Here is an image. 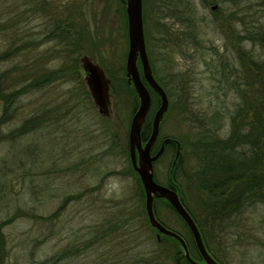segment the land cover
<instances>
[{"label":"rangeland","instance_id":"obj_1","mask_svg":"<svg viewBox=\"0 0 264 264\" xmlns=\"http://www.w3.org/2000/svg\"><path fill=\"white\" fill-rule=\"evenodd\" d=\"M255 1L236 7L221 1L142 0L152 72L171 102L159 138L183 143L176 175L181 196L222 264H264V202L212 221L210 198L207 206L201 203L204 196L193 176L202 178L205 168L196 147L201 136L216 131L224 137L231 130L239 99L229 87L236 73L243 75L244 53L264 57L258 38L253 39L264 30V10ZM57 26L79 46L49 38ZM14 49L0 61L3 94L24 88L0 123L5 264H187L183 249L158 236L141 211L144 197L130 171L128 144L134 99L111 94L110 114L102 116L79 73V60L87 56L107 77L126 78L129 40L122 1L0 0V56ZM152 98L151 116L158 107ZM5 107L0 99V118ZM31 118L41 125L11 137ZM171 163L168 151L156 164L160 183L171 176ZM157 206L162 223L189 238L181 218L166 204ZM125 214L131 233L118 228ZM72 243L75 248L66 252Z\"/></svg>","mask_w":264,"mask_h":264},{"label":"trees","instance_id":"obj_2","mask_svg":"<svg viewBox=\"0 0 264 264\" xmlns=\"http://www.w3.org/2000/svg\"><path fill=\"white\" fill-rule=\"evenodd\" d=\"M204 1L207 4L218 3L221 1L222 5H228L230 3L232 6L240 7L243 4L242 2L247 0ZM253 4H256L259 10H264V0H256ZM250 5H252V2ZM64 32V27L57 26L48 37L52 39L59 38L60 40L62 37L69 41L67 44L68 47L79 46L80 43L78 40H70V32L66 34V37H64ZM254 36L253 39L255 40L258 38L259 45L264 52V30L257 32ZM15 52L16 49L5 52L0 56V61L8 58ZM70 52L72 51L69 49L68 53ZM244 55L246 56V59L244 61L245 68L243 70V75L236 73V81L232 87H229L234 90L239 99L231 116V130L229 134L222 137L215 131L209 135L201 136L199 142L200 145H196L199 151V159L205 163V168L201 173V175H203L202 178L199 174H193L194 179H196L198 184L197 190L203 194L202 196H204V198L201 197V203L203 205L206 204L207 206V200L209 199L207 195L210 193V201H208V204L214 208V214L217 215L219 219H221V217L232 208H243L245 205H250L259 200L264 202V57L254 59L249 56L248 53H244ZM138 65L142 75L140 62H138ZM109 76L110 77L108 78L111 81V94L117 96V93L121 92L127 97L133 98L134 102L131 105L132 111L135 112L138 106V96L134 87L128 83L126 78H120L111 73ZM239 80H241V82ZM147 87L151 93V98L154 95L157 101H159L158 95L153 92L148 85ZM23 89L24 88L17 89L8 95H5L2 92L3 89L0 88V99L6 104L4 115L0 118V123L3 122L5 119L4 117L8 113L9 104L20 96ZM165 91L167 92L166 88ZM151 121L152 116L150 109L142 129L143 140H146L149 135L148 127L150 126ZM40 125L41 123L38 119H28L14 132V134L11 135V137L27 134L34 129H37ZM130 171L137 176L141 185L139 176L133 169L132 164L130 165ZM158 201L168 204L164 199H158ZM66 202H68V200H66L64 204H66ZM154 202L156 203L157 199ZM169 206L173 212L177 214L172 206ZM60 211L61 208L58 209L52 218ZM189 213L199 227L209 253L215 256L209 248L204 236L203 228L198 222L196 216L190 211ZM177 216L180 217L178 214ZM42 219L45 220L47 217ZM181 220L183 221L182 218ZM184 224L188 228L185 222ZM188 230L189 238H186L179 232L177 233L184 239L191 257L194 260L202 261V257L197 249L191 231L189 228ZM165 237L168 240L175 242L180 250L183 249L179 241L168 236ZM5 245L6 239L4 234L0 232V264H5ZM75 245L76 243H72L66 252H70L75 248ZM181 256L187 264H191L185 259L183 253H181Z\"/></svg>","mask_w":264,"mask_h":264},{"label":"water","instance_id":"obj_3","mask_svg":"<svg viewBox=\"0 0 264 264\" xmlns=\"http://www.w3.org/2000/svg\"><path fill=\"white\" fill-rule=\"evenodd\" d=\"M125 3L129 40L125 73L128 83L134 87L139 100L138 107L132 116L129 127V157L132 167L138 174L145 191V205L149 222L151 226L158 231V236L164 235L179 241L183 248L184 257L189 263L201 264L191 257L188 247L181 235L165 227L156 219L153 211V201L155 198L165 199L190 229L197 249L203 259V264H220L207 250L199 227L191 214L182 204L177 192L158 184L154 179L153 164L163 154L165 143L172 140H165L156 154L151 155V149L159 135L160 124L168 110L169 101L165 90L153 76L148 58L144 35L142 0H125ZM215 9H217L216 5L211 8V10ZM138 62H140L141 65L142 75L139 70ZM81 64L85 71L83 78L84 83L91 95L94 105L98 108L101 114L108 116L110 114L111 105L110 79L107 77L104 70L89 57H81ZM145 83L159 96L161 102L153 116L152 131L146 141L142 138V129L151 108L152 98ZM179 155L180 145L176 153L175 161L178 159Z\"/></svg>","mask_w":264,"mask_h":264},{"label":"flooded vegetation","instance_id":"obj_4","mask_svg":"<svg viewBox=\"0 0 264 264\" xmlns=\"http://www.w3.org/2000/svg\"><path fill=\"white\" fill-rule=\"evenodd\" d=\"M122 1V3L124 4V7H125V11H126V3H125V0H121ZM127 15V14H126ZM91 59V58H90ZM92 60V59H91ZM93 61V60H92ZM94 62V61H93ZM95 63V62H94ZM97 64V63H96ZM80 69L82 70V72H83V76H82V83H83V88L86 90V92H87V94H88V96H89V98H91V95H90V93H89V91H88V89H87V87H86V85H85V83H84V75H85V71H84V69H83V67H82V64H81V58H80V60H79V73H80ZM158 82V81H157ZM159 83V82H158ZM160 85H161V87L165 90V87H164V85H163V83H159ZM166 92V91H165ZM166 94H167V92H166ZM159 97V96H158ZM167 97H168V94H167ZM91 100H92V98H91ZM168 101H169V107H168V110H167V112L165 113V115H164V117H163V120L162 121H164V119L167 117V115H168V113L170 112V108H171V102H170V100H169V97H168ZM92 102H93V100H92ZM160 98H159V101H158V107L160 106ZM94 104V103H93ZM95 106V105H94ZM96 107V106H95ZM158 107H157V109H158ZM97 108V107H96ZM98 109V108H97ZM156 109V110H157ZM98 112H99V110H98ZM156 112V111H155ZM100 113V112H99ZM101 114V113H100ZM155 114V113H154ZM154 114H153V116H154ZM102 116H105V115H103V114H101ZM153 116H152V120H153ZM162 123V122H161ZM145 124V123H144ZM160 126H161V124H160ZM144 127V126H143ZM148 130H149V135H148V137H147V139L149 138V136H150V134H151V131H152V121H151V124H150V126L148 127ZM159 135H160V132H159ZM159 135H158V137H157V139H156V141H155V143H154V145H153V147H152V149H151V155H155L156 154V152L161 148V146L163 145V142L165 141V140H167V139H172V140H169V141H167L166 143H165V145H164V152H163V154L159 157V159L157 160V161H155L154 162V164H153V172H154V179H155V181L158 183V184H161V185H163V186H165V187H167V188H170V189H172V190H174V191H176L177 192V194H178V196H179V198H180V200H181V202H182V204L184 205V199L182 198V196H181V193H182V191H181V189H180V185L178 184V182H177V180H176V175H177V172H178V170L180 169V167H181V165H182V163H183V149H184V146H183V143H181V141L179 140V139H177V138H175V137H172V136H164V137H161V138H159ZM146 139V140H147ZM145 140V141H146ZM178 143H179V145H180V155H179V157H178V159L175 161V158H176V153H177V151H178V149H179V145H178ZM168 151H171L172 152V163H171V176L169 177V179H168V181L166 182V183H160L159 181H158V179H157V177H156V173H155V166H156V164L159 162V160L161 159V157L166 153V152H168ZM179 164V165H178ZM178 165V166H177ZM141 195L144 197L142 200H144V203H143V206H142V209H141V211H143V213L145 212V214H146V217H147V219H148V215H147V212H146V202H145V191H144V189H143V186H142V184H141ZM208 196H209V198H210V193L208 194ZM157 199V202L155 203L154 201ZM158 199H161V198H155L154 199V201H153V211H154V215H155V217H156V219L159 221V222H161L162 223V221L159 219V216H158V206H157V203L158 202H160V201H158ZM165 200V199H164ZM160 203H162V204H166V203H164V202H160ZM169 204V203H168ZM168 204H166L169 208H170V204L168 205ZM111 206H113V205H111ZM184 207H185V205H184ZM186 208V207H185ZM171 209V208H170ZM187 209V208H186ZM241 209H243L242 207H239V208H232V209H230L227 213H230V215H232L233 213H239L240 212V210ZM173 211V210H172ZM187 211H188V209H187ZM189 212V211H188ZM226 213V214H227ZM226 214L224 215V216H220L221 217V219H225V218H227V216H226ZM126 214L125 215H123V218L122 219H120L121 221H120V226L118 227L119 229H120V231H121V228H124V230H122L123 232L122 233H125L126 232V230H127V233H131L130 231V229H128V225H129V219H127L126 217ZM211 218V220L212 221H215L216 219L217 220H219V218H218V216L217 215H209L208 216V218ZM124 218H126V219H124ZM148 221H149V219H148ZM110 222H114L113 221V219L110 221ZM119 224V223H118ZM117 224V225H118ZM149 224H150V222H149ZM163 225H164V223H162ZM151 225V224H150ZM115 226L116 225H114V230H115ZM166 226V225H165ZM152 227V226H151ZM154 230H156L154 227H152ZM168 228V227H167ZM100 231V230H99ZM156 233H158V231L156 230L155 231ZM204 240V239H203ZM205 243V242H204ZM206 245V244H205ZM208 250V249H207ZM213 256V255H212ZM214 257V259L217 261V262H219L220 264H222V262H220L219 261V259L216 257V256H213ZM197 261V260H196ZM198 262V261H197ZM202 262H203V259H202ZM204 263V262H203Z\"/></svg>","mask_w":264,"mask_h":264}]
</instances>
